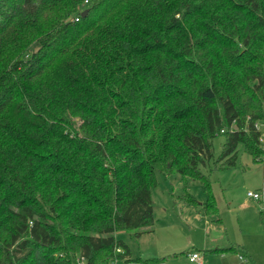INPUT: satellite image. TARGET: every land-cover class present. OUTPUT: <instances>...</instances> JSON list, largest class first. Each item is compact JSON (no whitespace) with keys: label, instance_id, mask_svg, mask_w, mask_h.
Instances as JSON below:
<instances>
[{"label":"trees","instance_id":"1","mask_svg":"<svg viewBox=\"0 0 264 264\" xmlns=\"http://www.w3.org/2000/svg\"><path fill=\"white\" fill-rule=\"evenodd\" d=\"M260 123L264 0H0V264L163 262L116 236L154 225L157 173L218 217L202 167L260 160Z\"/></svg>","mask_w":264,"mask_h":264},{"label":"rangeland","instance_id":"2","mask_svg":"<svg viewBox=\"0 0 264 264\" xmlns=\"http://www.w3.org/2000/svg\"><path fill=\"white\" fill-rule=\"evenodd\" d=\"M224 140V135H219L213 141L216 159L222 152ZM260 144L264 146V142ZM227 159L211 161L209 166L202 167V171L210 173L218 216L223 221L219 225L221 229L210 227L214 215L204 214L202 206H194L183 197L185 190L178 174L157 173L158 184L152 190L153 231L143 237H133V231L116 233L117 238L129 245L132 258H166L165 264H198L190 262L186 254L195 249L209 255V264H255L254 260L264 264V212L260 202L248 195L252 191L264 197V155L256 161L240 144L236 164L226 166ZM186 190L198 202L205 201V193L198 182L187 185ZM227 239L241 245L246 253L243 260L235 256L236 252L229 253L226 260L205 252L207 244H220Z\"/></svg>","mask_w":264,"mask_h":264},{"label":"crops","instance_id":"3","mask_svg":"<svg viewBox=\"0 0 264 264\" xmlns=\"http://www.w3.org/2000/svg\"><path fill=\"white\" fill-rule=\"evenodd\" d=\"M257 161H260V160H257ZM262 198H264L263 196H262ZM256 200H258V199H256ZM258 202H260L259 204H261V202H262V200H258ZM200 204H198V206H200L201 207V203L202 202H199ZM194 206H197V205H194ZM263 210V209H262ZM198 213H200L199 211H197ZM263 212H264V210H263ZM262 212V213H263ZM207 215V214H206ZM217 218H220V220H217ZM222 218L220 217V216H218V217H216L215 216V218H213L212 219V223H213V225H212V223H211V225L212 226H210L213 230H217V229H221V226H219L220 224L222 225ZM153 231V226L150 228V231H148V232H144L142 235H141V237H143V235H145V234H147V233H150V232H152ZM207 231H208V233H209V228L207 227ZM225 243H224V242ZM223 241H221V243L220 244H207L206 246H204V247H206L205 248V252H208L209 254H212V255H217L218 256V258H223L224 260H226V257H227V255H230L229 253H231V252H229V251H226V252H222V253H219V252H212V251H209L210 249H215V248H224V247H229V246H232V245H234V246H236V247H238V250H237V252H236V257H238V259L239 260H243L244 259V255L246 256V253L244 252V251H242L241 250V245L240 244H238V243H235V242H231V240H223ZM236 244V245H235ZM193 252H197V253H199V255H200V261H201V263L202 264H209L210 263V259H209V255H206V254H202L201 252H199L198 250H190V251H187L186 252V254H187V256H188V259H189V261L190 262H196V261H191L190 260V255H191V253H193ZM237 254H238V256H237ZM207 256V257H206ZM205 259V260H204ZM165 260H166V258H165ZM241 262V261H240ZM254 262H255V264H257V262H256V260H254ZM161 264H165V261H163V262H161ZM240 264H242V263H240Z\"/></svg>","mask_w":264,"mask_h":264},{"label":"built area","instance_id":"4","mask_svg":"<svg viewBox=\"0 0 264 264\" xmlns=\"http://www.w3.org/2000/svg\"><path fill=\"white\" fill-rule=\"evenodd\" d=\"M258 127L263 128V131H262L261 136H260V141L264 142V123L258 124ZM263 148H264V146H263ZM248 195L253 196L255 199L262 200V202H261L262 206L261 207L264 210V198H262L261 193L249 191ZM118 251H120V249H118ZM190 260L196 261V262H198V264H202L200 261V255L197 252L191 253ZM77 264H87L86 259L83 256H79L77 259ZM110 264H144V263H142V262H127L124 259L114 258L113 260H111ZM157 264H161V263H157Z\"/></svg>","mask_w":264,"mask_h":264},{"label":"water","instance_id":"5","mask_svg":"<svg viewBox=\"0 0 264 264\" xmlns=\"http://www.w3.org/2000/svg\"><path fill=\"white\" fill-rule=\"evenodd\" d=\"M86 13H87V10H84L82 14L85 15Z\"/></svg>","mask_w":264,"mask_h":264}]
</instances>
